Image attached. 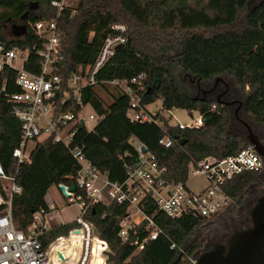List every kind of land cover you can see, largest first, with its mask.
Masks as SVG:
<instances>
[{"label":"trees","instance_id":"trees-1","mask_svg":"<svg viewBox=\"0 0 264 264\" xmlns=\"http://www.w3.org/2000/svg\"><path fill=\"white\" fill-rule=\"evenodd\" d=\"M49 1L0 0V40L19 48L30 47L36 40L32 24L55 15ZM75 10L64 11L59 18L62 59L56 73L63 79L95 62L103 38L114 33L112 23L127 26V42L97 71V83L78 92L70 91L68 102L61 107V112H77L79 96L83 105L105 115L92 131L79 126L73 143L83 148L86 157L110 181H124L126 165L136 159L132 137L146 146L164 169L168 182H186L191 160L207 155L222 157L245 146V140L234 133L221 136L228 124L225 106L214 98L191 96L174 78L173 66L181 67L191 80L231 73L245 92L247 116L264 124V66H251L259 65L251 61L252 56L264 60V0L236 2L230 14L221 6L215 7L211 0H78ZM25 68L38 71L35 52L27 58ZM140 73L145 74L141 102L147 105L161 100V110L153 114L160 124L131 121L126 114L127 96L109 83ZM15 78L16 72L11 69H4L0 76V86L6 93L0 96V161L6 174L15 175L21 187L20 193L12 197V217L24 230L35 212L49 210L45 195L53 185L75 187L76 195L86 202L88 199L76 186L79 165L63 144L50 139L35 141L28 159L17 163L13 151L21 142V129L8 102L9 94L19 91ZM101 91L111 92L107 97ZM174 108L200 112L203 124L193 129L178 128L163 114ZM165 133L176 139L168 147L159 143ZM256 175L255 171L242 172L228 180L224 188L236 199ZM126 210V205L96 202L84 213L107 241L110 264H181L182 256L192 252L193 248L187 246L188 236L203 220L189 215L171 219L159 212L154 221L162 232L133 254L134 246L118 237L119 222ZM146 212L150 213L151 208ZM75 225L71 221L49 228L41 236L42 245L46 247L55 237L66 235ZM172 243L175 248H170Z\"/></svg>","mask_w":264,"mask_h":264},{"label":"built area","instance_id":"built-area-1","mask_svg":"<svg viewBox=\"0 0 264 264\" xmlns=\"http://www.w3.org/2000/svg\"><path fill=\"white\" fill-rule=\"evenodd\" d=\"M55 15L32 24L36 40L30 47L19 48L0 40V76L4 69L16 72L15 83L19 91L8 96L12 114L18 119L21 129V142L13 151L17 163L28 159L29 143L50 139L53 143L63 144L77 161L76 186L85 192L86 202L82 196L75 194L65 185L64 195L68 201H77L79 213L74 218L76 225L66 235L55 237L49 244L42 245L41 236L48 231L45 219L47 213L40 209L33 214L26 229L19 228L12 217V197L21 191L15 175L6 174L0 161V264H55L57 253L71 245L64 264H110V249L94 224L84 217L90 204L100 202L105 205L116 203L126 205V214L119 222L118 237L122 242L134 246L133 254L141 251L149 240H155L162 229L154 221L157 213L171 219L189 215L206 221L222 211L235 199L226 192L224 185L245 171L259 172L263 160L253 145L245 141V146L236 153L217 157L207 155L188 164L189 173L201 175L202 184L192 189L186 182H168L164 169L160 167L146 146L135 137L131 138L137 151L136 159L126 165L124 181L112 182L86 157L83 148L73 143L79 126L88 131L104 118L91 107L85 114L79 96L80 108L77 112L64 111L61 107L69 100L70 91L97 83V71L115 55L116 50L127 42V26L124 23H112L113 34L103 38L95 62L88 68H78L66 79L56 73L57 63L62 59V34L59 31V18L62 12L74 13L78 0H50ZM38 56V71L25 68V62L31 53ZM145 74L134 77L110 80L128 98L127 117L136 122L160 124L152 113L147 111L141 100L145 90ZM0 89L4 90L3 86ZM6 96V93H5ZM88 105V104H87ZM190 121L175 124L180 129L199 128L203 118L198 111H187ZM172 124V123H171ZM176 142L165 133L159 143L168 147ZM145 146V151H142ZM188 180V176H187ZM49 207V206H48ZM151 208V212L146 210ZM49 209L54 210L52 205ZM140 213L136 221L134 215ZM55 244V248L53 245ZM73 244V245H72ZM75 244V245H74ZM170 248H175L172 243Z\"/></svg>","mask_w":264,"mask_h":264},{"label":"flooded vegetation","instance_id":"flooded-vegetation-1","mask_svg":"<svg viewBox=\"0 0 264 264\" xmlns=\"http://www.w3.org/2000/svg\"><path fill=\"white\" fill-rule=\"evenodd\" d=\"M193 82V80H192ZM195 97L214 98L221 100L226 111L231 116L232 133L246 140L250 133L264 145V124L252 121L244 109L245 92L238 84H231L222 78L211 77L208 80L197 81ZM199 91L200 94L199 95ZM245 194L242 202L240 197ZM264 195V162L262 169L257 172L256 180L250 183L233 202L222 211L212 216V228L192 249L191 259L186 264H193L197 258L208 249L214 250L216 244L227 246L233 233L252 226L250 210L257 199ZM240 202V203H239ZM183 259V258H182Z\"/></svg>","mask_w":264,"mask_h":264},{"label":"water","instance_id":"water-1","mask_svg":"<svg viewBox=\"0 0 264 264\" xmlns=\"http://www.w3.org/2000/svg\"><path fill=\"white\" fill-rule=\"evenodd\" d=\"M216 78L219 79V77ZM197 81L200 79L197 78ZM0 96L5 97V92L1 89ZM201 100H205V98H201ZM216 101L225 105L219 99ZM245 141L253 145L264 162V145L257 141L255 135L250 133ZM145 149V146H142L143 152ZM58 188L64 195H68L64 184H59ZM69 190H74V187H69ZM250 217L251 227L233 233L227 246L216 244L214 250L203 251L193 264H264V195L259 197L251 207ZM68 252V247L61 249L57 253L55 264H64Z\"/></svg>","mask_w":264,"mask_h":264},{"label":"rangeland","instance_id":"rangeland-1","mask_svg":"<svg viewBox=\"0 0 264 264\" xmlns=\"http://www.w3.org/2000/svg\"><path fill=\"white\" fill-rule=\"evenodd\" d=\"M243 0H211L212 4L215 7H223L224 9H226L227 14H230L232 11V7L236 2H242ZM256 57V58H254ZM255 60L256 62H259V65H252L251 66H264V60H262L261 58H257V56H252L251 57V61ZM172 69V73L174 78L176 79V81H178V83L180 85H182L183 87H185V89L188 91V93L191 96H195L196 93V80H191V76H189L187 73H185L181 67L179 66H173ZM219 78H222L223 80L231 83V84H237L236 80L234 78V76L231 73H227L224 75H220V76H216ZM215 77V78H216ZM194 79V78H193ZM247 89V87L245 88ZM111 91H101L102 95H105L108 97V94H110ZM199 95L200 91H199ZM162 108L161 105V100L157 99L152 103H149L146 105V109L147 111H149L152 114H155L156 112H159ZM85 114H89L91 112V108L90 105H86L83 109ZM164 116L166 118H168L170 120V123H172L173 125L175 124H186L190 121V115L187 113V110L182 109V108H174L172 110L169 111H164L163 112ZM227 117H228V124L225 126V130L224 132L221 134L222 137L226 136L229 133H232V129L230 128V126L232 125V120H231V116L230 114L227 113ZM34 145L33 142L29 143V147L32 148V146ZM203 182V178L201 175H196V174H192L189 173L188 175V186L192 189H197ZM49 193L52 194L53 196H60L61 199L64 201H68L67 198L64 197V194L61 192V190L59 188H57L56 186H52L49 189ZM48 193V194H49ZM244 196H246L245 194H243L240 197V202H242ZM239 202V203H240ZM66 207H68L66 209V213L69 215V217H74L76 216L79 212V207H78V202L77 201H71L69 202V204L65 205ZM134 218L136 221L141 219V214L137 213L134 215ZM214 219H208L206 221H203L189 236L187 239V246L188 247H192L194 249V246H196V244L201 241V239L205 236V233L208 232L211 228H212V221ZM46 223L48 228H51V222H50V217L47 215L46 216ZM203 241V240H202ZM201 241V242H202ZM188 249V248H187ZM192 253V252H191ZM191 253H186L182 256L181 258V264H186V262L188 260L191 259Z\"/></svg>","mask_w":264,"mask_h":264},{"label":"crops","instance_id":"crops-1","mask_svg":"<svg viewBox=\"0 0 264 264\" xmlns=\"http://www.w3.org/2000/svg\"><path fill=\"white\" fill-rule=\"evenodd\" d=\"M49 189H48L47 194L45 195V200H46V203L49 207L53 205L55 207V209L54 210L49 209L47 211V213L45 214V219H46L47 215L50 217V222H51L52 227L60 225L62 223L73 221L76 216L69 217V215L66 213V209L68 207H66L65 205L69 204L70 201H66V200L63 201L59 195L57 197L53 196L52 194L49 193ZM78 207H79V205H78ZM78 212H79V210H78Z\"/></svg>","mask_w":264,"mask_h":264},{"label":"bare ground","instance_id":"bare-ground-1","mask_svg":"<svg viewBox=\"0 0 264 264\" xmlns=\"http://www.w3.org/2000/svg\"><path fill=\"white\" fill-rule=\"evenodd\" d=\"M53 248H55V244L53 245Z\"/></svg>","mask_w":264,"mask_h":264}]
</instances>
